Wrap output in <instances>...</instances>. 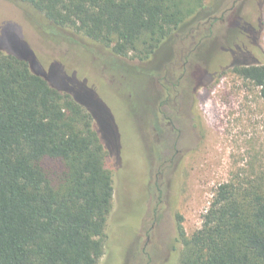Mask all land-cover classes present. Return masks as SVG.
Masks as SVG:
<instances>
[{"label": "trees", "instance_id": "trees-1", "mask_svg": "<svg viewBox=\"0 0 264 264\" xmlns=\"http://www.w3.org/2000/svg\"><path fill=\"white\" fill-rule=\"evenodd\" d=\"M10 1L42 15L45 33L69 29L139 61L205 7V0ZM233 52V72L264 99L262 52L256 44ZM31 57L0 45V264H98L113 202L108 151L91 113ZM177 234L178 264H264V168L220 183L201 226L186 236L179 224Z\"/></svg>", "mask_w": 264, "mask_h": 264}, {"label": "rangeland", "instance_id": "rangeland-1", "mask_svg": "<svg viewBox=\"0 0 264 264\" xmlns=\"http://www.w3.org/2000/svg\"><path fill=\"white\" fill-rule=\"evenodd\" d=\"M212 15L222 20L211 21L197 45L190 30ZM187 21L184 30L175 31L153 55L139 61L132 53L117 56L110 47L69 29L45 33L38 12L30 14L0 0V45L29 52L53 83L72 91L93 116L108 151L105 167L113 177V202L98 264H178L183 248L178 225L191 235L201 226L220 183L240 170L250 174L264 168V99L259 87L231 66L237 57L232 50L255 49V44L262 52L259 60H264V0H205L204 9ZM244 31L254 32L255 44ZM166 75L191 85L198 135L177 148L181 156L173 171V194L165 186L172 167L164 169L165 176L163 169L160 175L154 173L152 181L158 178L164 192L151 218L155 197L149 205L139 179L151 160L146 149L154 144L148 113L155 108L154 90H160L156 81L162 84ZM157 162L155 158L149 169Z\"/></svg>", "mask_w": 264, "mask_h": 264}, {"label": "flooded vegetation", "instance_id": "flooded-vegetation-1", "mask_svg": "<svg viewBox=\"0 0 264 264\" xmlns=\"http://www.w3.org/2000/svg\"><path fill=\"white\" fill-rule=\"evenodd\" d=\"M227 10L228 8L223 10L221 15ZM216 19L222 20L221 17L216 15L208 16L204 22H199L191 28V38L197 45L203 41L205 33L209 28L207 27L209 23ZM253 33L252 31L246 37L250 36L251 38ZM164 79L165 82L162 84L158 80L156 81L160 84V90H154L152 104L155 108L152 112L148 113L150 132L154 133V144L151 148L148 147L146 149V156L148 159L151 157V160L147 163V169L141 181L139 179V187L141 188V192L144 193V199L148 198L149 205L152 197H155V204L150 211L151 218L156 216L159 205L162 203L159 199L160 191L161 193L164 192V187L160 186L161 183L158 178L152 181L154 173H157L155 176L160 175L162 169L164 173L165 168L170 169L172 167L170 173L166 175L165 172L164 176L166 175L165 186L167 191L173 194L175 190L174 182H172L173 171L175 170L177 158L181 156V149L177 148H179V144L183 146L189 145V143L194 141V135H198V121L193 107L194 96L191 85L178 84V80H182V77L174 78L166 75ZM143 139L145 140L144 137ZM155 158L158 162L155 165L153 164L149 169ZM170 176L171 178L169 179Z\"/></svg>", "mask_w": 264, "mask_h": 264}]
</instances>
